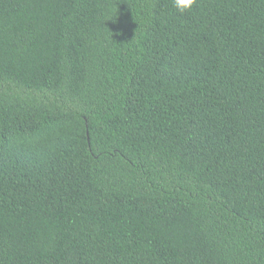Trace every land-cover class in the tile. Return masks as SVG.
Returning <instances> with one entry per match:
<instances>
[{
  "label": "trees",
  "instance_id": "16d2710c",
  "mask_svg": "<svg viewBox=\"0 0 264 264\" xmlns=\"http://www.w3.org/2000/svg\"><path fill=\"white\" fill-rule=\"evenodd\" d=\"M0 264H264V0H0Z\"/></svg>",
  "mask_w": 264,
  "mask_h": 264
},
{
  "label": "clouds",
  "instance_id": "9594fccd",
  "mask_svg": "<svg viewBox=\"0 0 264 264\" xmlns=\"http://www.w3.org/2000/svg\"><path fill=\"white\" fill-rule=\"evenodd\" d=\"M195 3L196 0H173V6L180 12L190 10Z\"/></svg>",
  "mask_w": 264,
  "mask_h": 264
}]
</instances>
